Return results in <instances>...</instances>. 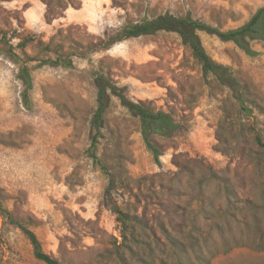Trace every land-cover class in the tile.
<instances>
[{
	"label": "rangeland",
	"instance_id": "obj_1",
	"mask_svg": "<svg viewBox=\"0 0 264 264\" xmlns=\"http://www.w3.org/2000/svg\"><path fill=\"white\" fill-rule=\"evenodd\" d=\"M262 6L264 0H0V196L44 252L61 264H264V162L255 160L253 140L264 136V113L243 111L230 87L204 76L180 35L169 31L73 55L71 67L30 62L26 107L19 64L5 52L1 31L13 45L35 37L27 49L42 59L39 40L77 51L73 43L89 47L129 20L165 13L228 30ZM198 34L264 106V43L253 42L249 55L233 41ZM100 75L181 125L157 137L158 162L139 119L115 95L93 145ZM108 173L114 202L143 219L133 224L134 235H121L105 202ZM0 264H46L1 213Z\"/></svg>",
	"mask_w": 264,
	"mask_h": 264
},
{
	"label": "trees",
	"instance_id": "obj_2",
	"mask_svg": "<svg viewBox=\"0 0 264 264\" xmlns=\"http://www.w3.org/2000/svg\"><path fill=\"white\" fill-rule=\"evenodd\" d=\"M160 31L176 32L182 38V41L187 45L197 62L201 65L204 76L213 75L214 81L218 84H223L230 87L235 95L239 107L248 113L253 110H258L264 113V106L259 104L252 96L249 87L242 83L226 65L216 62L205 50L198 31H207L211 34H216L223 40L233 41L241 49L249 55L254 54L253 42L260 41L264 43V6L260 7L244 25L228 30H221L206 22L194 19L190 16H177L170 13L153 15L145 17L141 20L125 22L118 32L111 36L108 40H100L99 43L93 42L89 47L80 43H73L77 51H68L63 43L53 44V42L37 41V45L44 57L39 58L37 55H30L28 45L36 42L35 37L27 36L13 45L8 39V34L1 31L3 34V42L8 46L5 52L19 64L18 78L23 83L25 89L22 92L23 102L26 107H30L29 91L33 87L32 67L30 62L40 61V64H50L52 66L71 67L73 65L72 56L85 57L88 53L97 51L102 47H107L115 42L126 38H135L143 35L156 34ZM86 49V51H84ZM4 50V49H3ZM25 58L22 59L16 52ZM98 85V106L93 114L91 125L96 131L93 145H96L97 138L104 127L105 115L108 111L111 102V95L117 96L122 104L126 106L140 121L141 133L143 139L152 152L156 162L159 161L162 149L157 140L158 136L170 137L181 129V125L169 112L156 110L143 102H134L124 92V90L115 85L110 79L104 75H100L96 79ZM254 143L258 150L255 151V160L261 164L264 162V136L263 133H255L253 136ZM94 160L102 166L105 171V166L95 154ZM109 184L105 191V202L116 214L117 221L120 223V233L124 237L127 231L134 235V223L143 224V219L136 214L123 211L120 206L114 202L112 191L116 189L114 175L108 173ZM0 213L7 223L14 225L22 230L25 236L30 240L35 257L46 264H61L60 261L44 252L42 243L37 234L22 223L11 210L4 205V198L0 196ZM135 238V237H134ZM178 244V241H176ZM176 243V244H177ZM127 264V263H125Z\"/></svg>",
	"mask_w": 264,
	"mask_h": 264
}]
</instances>
